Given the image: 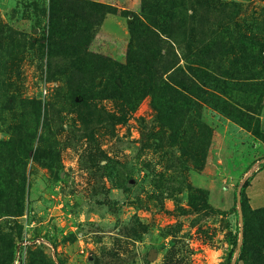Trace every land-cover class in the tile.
I'll return each mask as SVG.
<instances>
[{
	"label": "rangeland",
	"instance_id": "obj_1",
	"mask_svg": "<svg viewBox=\"0 0 264 264\" xmlns=\"http://www.w3.org/2000/svg\"><path fill=\"white\" fill-rule=\"evenodd\" d=\"M81 3L59 8L119 13L65 51L51 0H0V264H233L264 159V0ZM148 17L158 37H132ZM253 175L237 264H264Z\"/></svg>",
	"mask_w": 264,
	"mask_h": 264
},
{
	"label": "trees",
	"instance_id": "obj_2",
	"mask_svg": "<svg viewBox=\"0 0 264 264\" xmlns=\"http://www.w3.org/2000/svg\"><path fill=\"white\" fill-rule=\"evenodd\" d=\"M69 2L77 3V4L88 3L87 5L96 4L95 2L90 3L86 1H82L81 3V0H51L49 36H48L47 42L49 46H51V42L54 39L60 38L61 41H64L65 37L68 36V41L70 42V44L68 43V48H67V45L64 46L63 50L65 51L67 49L74 50L75 44L79 46H83L86 49V47H88V45L90 44V41L95 37V32H94L95 24L99 26L101 22L103 21L105 15H107L108 13H112V14L119 13L118 7L114 5H108V4H102V3L101 5H99L100 9L98 10L97 13L91 10L89 12H86L84 10L74 11V10H69V9L67 12H65L66 10L63 11L62 9L59 8V5L65 6ZM61 19L62 20L68 19V26H70L68 28V34L65 30H63L61 26V23H60ZM152 26L158 27L160 25L155 21L153 22L152 20H151V23H145L142 21L137 22V20L134 19L130 23L129 28H130L132 37H137V32H144L146 33L147 37L148 36L158 37V33L155 31V29ZM135 52H138V50L135 49V46L133 44H131L130 49L128 51L127 64L123 66L124 72H127L129 75L131 74L133 75L139 69L143 68V66L138 63L139 61L144 63L145 66L149 62L147 58L142 59V57L135 54ZM163 83L165 85V87L163 88V91H166V93L175 96V98L182 97L185 92L190 93L189 89H187V87L182 81L170 79V80H167V82L163 81ZM150 86H151V83H150ZM153 87L155 88V85L152 84V89L150 87H146V90L150 95L153 96L154 101H155V97H154L155 93H154ZM112 98H117V97H112ZM156 102H153V104L156 110H158L159 112L161 109H160V106H158ZM132 108L134 107L132 106ZM257 164H258V170H255L253 166H249L245 170L246 178L240 187L242 189V211L244 212L243 224L240 223L241 224L240 233L243 237V241L241 243L242 251L245 249V246L247 245V240H246L247 239L246 231L248 228L247 215L252 213L250 209L247 210L246 207L243 205V197H244L246 188L252 184L251 181L254 176L253 174L256 173L257 171L264 170V159L259 160ZM237 191L235 193L236 205L238 204ZM255 213L260 215L261 225H262L261 226L262 234L259 237V241L257 244L261 245L262 248L264 249V208L256 209ZM236 246L238 249L239 245L237 244ZM239 260L240 258L238 257L237 263Z\"/></svg>",
	"mask_w": 264,
	"mask_h": 264
},
{
	"label": "water",
	"instance_id": "obj_3",
	"mask_svg": "<svg viewBox=\"0 0 264 264\" xmlns=\"http://www.w3.org/2000/svg\"><path fill=\"white\" fill-rule=\"evenodd\" d=\"M237 199H238V204H239V211L242 214V189L241 188H239L237 191ZM243 221H244L243 217L241 216L240 217V223L243 224ZM240 251H241V244H239V246H238L237 255H236V258H235L233 264L237 263V258H238Z\"/></svg>",
	"mask_w": 264,
	"mask_h": 264
},
{
	"label": "crops",
	"instance_id": "obj_4",
	"mask_svg": "<svg viewBox=\"0 0 264 264\" xmlns=\"http://www.w3.org/2000/svg\"><path fill=\"white\" fill-rule=\"evenodd\" d=\"M251 186V185H250Z\"/></svg>",
	"mask_w": 264,
	"mask_h": 264
}]
</instances>
